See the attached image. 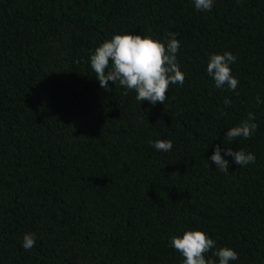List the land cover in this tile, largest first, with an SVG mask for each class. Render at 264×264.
Returning a JSON list of instances; mask_svg holds the SVG:
<instances>
[{
  "label": "trees",
  "instance_id": "16d2710c",
  "mask_svg": "<svg viewBox=\"0 0 264 264\" xmlns=\"http://www.w3.org/2000/svg\"><path fill=\"white\" fill-rule=\"evenodd\" d=\"M168 33L186 78L165 104L100 86L91 56L103 42L132 34L167 47ZM227 52L235 91L207 74ZM249 113L257 131L227 140ZM217 145L227 173L211 162ZM229 148L255 163L236 164ZM186 231L216 242L206 259L217 264L224 247L238 253L230 264H264V0H214L211 11L194 0H0V264H183L171 239Z\"/></svg>",
  "mask_w": 264,
  "mask_h": 264
},
{
  "label": "clouds",
  "instance_id": "9594fccd",
  "mask_svg": "<svg viewBox=\"0 0 264 264\" xmlns=\"http://www.w3.org/2000/svg\"><path fill=\"white\" fill-rule=\"evenodd\" d=\"M214 0H194V6L198 11H211ZM167 47L165 43L154 40L150 36L141 35H115L111 40H106L95 50L91 56V68L99 80L100 86L111 91L109 81L117 87L136 92L138 101H148L152 105L165 104L170 85H183L185 73L180 70L177 53L180 49L178 34L168 33ZM236 57L227 52L223 55L213 54L207 64V74L215 81L217 88L227 86L235 91L238 87V79L233 77L230 65L236 62ZM128 94L127 91L124 93ZM258 99V103L259 98ZM226 106L230 101L225 99ZM226 115V113H224ZM254 113H249L246 120L238 126L232 127L227 132V140L236 138H250L258 129L254 123ZM157 151L169 152L173 148L171 140L149 141ZM225 156L234 158V162L242 167L255 163L256 156L246 153L244 150L233 151L229 148ZM211 162L215 163L217 170L227 173L229 163L221 155V148L216 146ZM36 243L35 234H26L23 238L25 250H31ZM215 241L202 231H186L182 237L174 236L171 239V247L184 257L183 264H217L211 257L206 259V254L215 248ZM219 258V264H230V261L238 260V253L233 249L224 247L212 253Z\"/></svg>",
  "mask_w": 264,
  "mask_h": 264
}]
</instances>
